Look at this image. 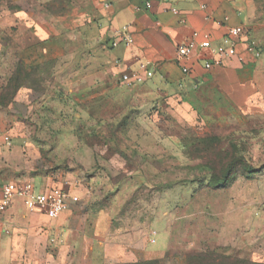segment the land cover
Wrapping results in <instances>:
<instances>
[{
	"label": "rangeland",
	"instance_id": "1",
	"mask_svg": "<svg viewBox=\"0 0 264 264\" xmlns=\"http://www.w3.org/2000/svg\"><path fill=\"white\" fill-rule=\"evenodd\" d=\"M116 1L0 0V76L9 78L0 103L29 89L17 105L37 126L28 173L96 176L87 197L146 240L142 264H264V23L262 94L244 110L213 84L191 81L162 95L107 71L115 37L101 35L112 25L102 12ZM35 28L48 31L58 57L47 53L31 67L16 53V35Z\"/></svg>",
	"mask_w": 264,
	"mask_h": 264
},
{
	"label": "crops",
	"instance_id": "2",
	"mask_svg": "<svg viewBox=\"0 0 264 264\" xmlns=\"http://www.w3.org/2000/svg\"><path fill=\"white\" fill-rule=\"evenodd\" d=\"M102 14L112 25H107L101 35L111 39L127 30L131 36L130 44L121 43L108 53L104 64L107 71L120 76L125 71H139L145 77L139 70L140 64L145 63L154 72L152 77H145L138 89L145 92L157 89L158 94L171 95L186 90L191 81L213 84L235 107L244 110L261 97L257 41L264 12L259 10L257 0H117ZM240 25L245 27L246 34L237 54L223 65L205 69L202 61L215 58L212 49L231 28ZM91 33L95 35L97 31ZM16 37V53H26L31 67L36 66V58L47 53L58 57L51 49L52 39L45 29H26ZM189 42L195 44L190 57L180 56L178 46ZM206 42L210 46H203ZM183 67L189 71L185 73ZM98 68V64H92V72L97 73ZM6 80L9 78L0 76V90ZM28 92L25 87L19 88L14 103H0V185L32 179L40 189L65 188L78 201L68 198L67 209L57 217H50L45 212L29 210L21 199L15 200L0 215V264L137 261L146 252V240L136 241L133 232L119 228L110 207L103 209L100 204L90 202L87 196L91 194V197L97 189L96 176L62 171L57 175L39 173L32 177L28 173L35 145L27 140L37 126L25 123L17 106L28 98ZM4 134L10 135L11 145L4 143Z\"/></svg>",
	"mask_w": 264,
	"mask_h": 264
},
{
	"label": "built area",
	"instance_id": "3",
	"mask_svg": "<svg viewBox=\"0 0 264 264\" xmlns=\"http://www.w3.org/2000/svg\"><path fill=\"white\" fill-rule=\"evenodd\" d=\"M245 27L240 25L231 28V30L222 37L221 42L212 52L216 56L211 60L202 61L203 67L207 70L216 65H223L232 56L237 54L239 44L244 40ZM121 43L130 44L131 36L127 30L120 33L112 41L114 47H118ZM195 44L194 42L180 44L178 53L180 56L189 58ZM203 46H210L209 42ZM145 63L140 64L139 70L145 73V77H152L153 70H149ZM183 71L187 73L188 67H183ZM139 71H125L121 74V79L128 85H135L145 79ZM4 143L11 145V137L8 134L3 135ZM72 198L78 201L77 196H73L68 190L59 186H51L37 190L36 185L31 180L10 181L0 185V215L5 213L17 199H21L29 210H39L47 213L50 217H57L67 209V200ZM155 242V239H152Z\"/></svg>",
	"mask_w": 264,
	"mask_h": 264
},
{
	"label": "trees",
	"instance_id": "4",
	"mask_svg": "<svg viewBox=\"0 0 264 264\" xmlns=\"http://www.w3.org/2000/svg\"><path fill=\"white\" fill-rule=\"evenodd\" d=\"M254 172L255 170L250 169L249 174H252ZM113 264H142V262L138 260V261H133V262H118V263H113Z\"/></svg>",
	"mask_w": 264,
	"mask_h": 264
}]
</instances>
